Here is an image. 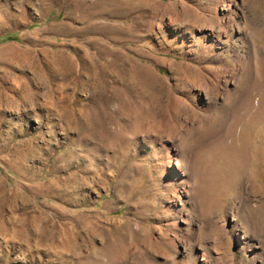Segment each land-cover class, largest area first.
<instances>
[{
    "label": "rangeland",
    "instance_id": "1",
    "mask_svg": "<svg viewBox=\"0 0 264 264\" xmlns=\"http://www.w3.org/2000/svg\"><path fill=\"white\" fill-rule=\"evenodd\" d=\"M0 264H264V0H0Z\"/></svg>",
    "mask_w": 264,
    "mask_h": 264
}]
</instances>
